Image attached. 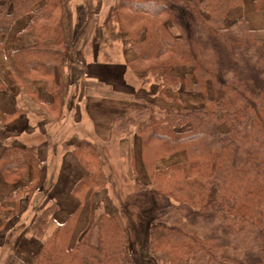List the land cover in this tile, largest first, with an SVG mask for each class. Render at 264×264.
I'll use <instances>...</instances> for the list:
<instances>
[{"label": "trees", "instance_id": "1", "mask_svg": "<svg viewBox=\"0 0 264 264\" xmlns=\"http://www.w3.org/2000/svg\"><path fill=\"white\" fill-rule=\"evenodd\" d=\"M242 1L119 0L110 12L118 29L113 39L132 52L128 68L143 85L134 107L117 117L114 134L132 133L133 173L137 165L147 176L134 178L138 196L128 202L155 258L147 264H264V39L242 13L228 19ZM253 9L264 13V0H253ZM26 15L35 41L15 49V59L24 76L45 79L57 108L65 88L54 66L72 61L74 45L64 42L60 0H0V49ZM7 83L0 76V90ZM73 151L86 170L72 187L77 203L32 264H131L128 204L114 214L92 209L93 194L110 178L90 139ZM29 166L32 180L17 196L35 189L41 164L34 146L4 147L5 179L16 181ZM56 210L52 204L42 211L33 235L43 236Z\"/></svg>", "mask_w": 264, "mask_h": 264}, {"label": "crops", "instance_id": "2", "mask_svg": "<svg viewBox=\"0 0 264 264\" xmlns=\"http://www.w3.org/2000/svg\"><path fill=\"white\" fill-rule=\"evenodd\" d=\"M102 2L60 0L64 42L74 45L72 61L63 59L59 66H54L55 81L65 88L63 104L57 108L51 104L53 96L45 79L24 76L15 59V49L35 41V33L27 26L29 15L13 24L5 37L4 47L0 49V76L8 82L7 88L0 90V155L9 144L34 146L41 164L35 189L20 196L17 193L32 180V168L27 167L26 175L16 181L5 179L0 172V261L3 260L4 264H32L42 242L68 217L77 203L71 194L72 187L86 170L73 149L83 138L90 139L94 144L91 137L108 141L114 120L131 109L126 110L128 103L123 105L124 109L115 106L116 102H112V99L121 101L124 96L131 101L137 95L133 90H142L136 85L135 88L128 85L126 77L131 79L133 74L127 62L133 55L124 47V43L119 40L122 44L121 58L111 60L100 52L99 45L93 47L89 55L84 52L88 41L79 42L81 24L87 15L84 12L97 7L98 15L103 13L105 1ZM109 13L103 16L104 24ZM240 13L259 37V31H264V13L253 9V0H243L240 6L231 9L228 19L232 21ZM96 34L98 36L100 31H96ZM103 34L105 37L111 35L105 31ZM81 122H84L82 136L75 130ZM129 144L131 147L134 145L132 141ZM52 204L57 206V210L49 218L43 236L38 238L32 234L31 226L42 211ZM86 218L83 212L79 226L86 223Z\"/></svg>", "mask_w": 264, "mask_h": 264}, {"label": "rangeland", "instance_id": "3", "mask_svg": "<svg viewBox=\"0 0 264 264\" xmlns=\"http://www.w3.org/2000/svg\"><path fill=\"white\" fill-rule=\"evenodd\" d=\"M100 1L101 3H103L102 0ZM104 1H105V8L103 13L98 15L99 12L97 7L94 8L90 7L91 10L88 9L89 10L88 12L86 11L84 12L87 13V15L85 16V19L81 24V31H80L81 33L79 35L80 37L79 42L80 41L83 42V40L88 41L86 42L87 44L84 48V52L89 55L93 47L95 48L96 46L99 45L101 49L100 52L104 53L106 55V58L110 57L111 60H119V58H121L122 44L119 40L113 39L114 38L113 35L116 36L118 33L117 25L111 19L110 20L106 19V23L105 24L103 23L104 22L103 16L104 17L107 16L108 12H111L114 9V7L117 6L119 0H104ZM96 31H100V34L98 36L96 34ZM104 31L108 32V34L112 32V34L109 37L106 36L107 37L106 38L103 34ZM258 36L264 38V31H259ZM98 37L101 38L99 39ZM131 54L132 52H130V55ZM132 74L133 76L131 75L132 76L131 79L128 76L126 77L129 83L128 85L132 88H135V85L137 87H142L143 85L139 80V78H137V76L134 73ZM149 86L150 84L147 83L144 85L143 88L146 91L151 90L152 87ZM133 92L137 93L136 88L133 90ZM169 93L170 95H172L173 94L172 90H169ZM139 95L141 96L144 95L142 97H145L146 99L153 101L161 108H167L170 105L169 101L160 98L156 95H151L147 93H139ZM122 97L123 99L119 97L121 101L117 99H112V102H116V104L114 103V105L120 107L121 109H124L125 108L124 106L126 105V103H128L127 104L128 107L126 110L130 108L132 109V107H134L135 105V103L133 102L135 99L132 97L130 101V99L128 100L126 99V97L124 98V96ZM116 119L114 120V125L112 127L111 138L108 141L105 140V142H103V139L102 138L100 139L97 136L95 138L91 137L92 139H94L96 149L100 153L103 169L110 178L107 188L100 190L99 192H97V194L94 195L92 200V209L97 208L99 205H101L102 210L109 214L112 213L114 214L120 211L121 212L124 211L125 204H128V202L134 204V197L138 196V194H136V191L134 190V182H135L134 178L137 177L138 179L145 180L147 177L143 174L142 169L138 166L137 167L135 166L137 168L136 175L134 174L135 172L133 173L134 170L131 164L132 153L130 152L132 148L131 145L129 144V141L130 142L132 141V133L129 134L127 133V135L121 133L122 136H120L119 134L115 135L114 133L116 128V122H115ZM83 128H84V122H81L80 126L75 128V130H78L80 136L84 135ZM131 131H133V129H131L130 132ZM73 136L75 138H79V136L76 134H73ZM130 154H131V158H130ZM134 207H135L134 205L128 204L127 208L129 213L126 219V224L128 225L127 227L129 228L128 233L130 235L131 250L135 254V259L131 261V264H147L146 261L148 259H152V261L154 262L155 258L152 255L151 250L145 247L146 244L145 240H147L145 236V232L141 230V227L136 225L138 222H140V219L139 216L137 215L138 214V212L136 211L137 209H135ZM141 221H144V218L141 219ZM3 259L5 258L3 257ZM2 262L3 260L0 261V264Z\"/></svg>", "mask_w": 264, "mask_h": 264}]
</instances>
